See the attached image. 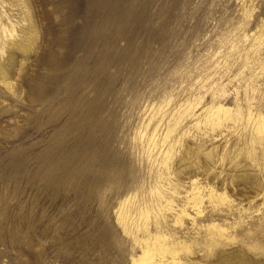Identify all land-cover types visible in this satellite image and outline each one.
<instances>
[{
    "label": "rangeland",
    "instance_id": "obj_1",
    "mask_svg": "<svg viewBox=\"0 0 264 264\" xmlns=\"http://www.w3.org/2000/svg\"><path fill=\"white\" fill-rule=\"evenodd\" d=\"M30 1L41 41L17 80L21 92L12 93L0 84V264H132L129 236L120 231L116 219L119 198L107 179L113 172L102 174L100 163L107 153L122 155L120 172L127 173L124 183L129 189L125 194L137 196L153 182L155 164L161 157L157 151L173 139L176 141L168 154L173 180L180 181L176 169L182 145L211 148L213 163L209 169H202L204 157L199 152L192 159L196 175L191 177L204 189L211 184L231 199L230 204L214 208L204 200V213L195 224L186 217L182 224L169 227L176 239L192 242L190 252L180 253L182 261L208 264L207 258L216 261L223 248L228 252L237 249L255 260L264 258V187L254 194L253 186L234 178L250 150L256 171L264 174L263 165L257 164L261 161L260 145L238 137L236 125L225 128L233 125L230 119L214 129L204 122L210 105H240L244 109L245 82L251 75L256 86L253 112H264V39L246 57L254 37L264 34V0H131L134 17L140 20L128 48L139 52L126 62H110L97 71L102 82L95 87L86 84V78L78 79L84 68L96 72L104 47L103 38L95 40L90 56L85 57L90 40L87 23L101 18L90 14L92 0ZM60 38L68 47L57 43ZM125 43L127 40L119 35L114 46L106 49H122ZM47 49L57 56L55 67L38 60ZM79 61L83 67L77 65ZM216 83L217 97L213 94L216 89L212 90ZM96 94L103 97L100 118L106 123L112 121L111 138L100 129L95 134L94 120L87 117L98 102ZM176 102H183L179 124L163 145L160 138L165 124L158 127L156 162L152 165L143 149L153 121L146 123L157 109L169 110ZM99 139H106L107 150L97 149ZM61 140L68 151L83 148L80 160L88 169L86 183L81 185L70 177L58 185L46 181L52 170L46 163V150ZM96 179L104 184L90 187ZM183 184L188 185L186 181ZM236 191L254 195L240 199ZM188 211L194 214V210ZM211 221L224 226L234 240L222 244L219 240L207 250L202 240L204 224ZM115 235L120 239L117 244Z\"/></svg>",
    "mask_w": 264,
    "mask_h": 264
},
{
    "label": "bare ground",
    "instance_id": "obj_2",
    "mask_svg": "<svg viewBox=\"0 0 264 264\" xmlns=\"http://www.w3.org/2000/svg\"><path fill=\"white\" fill-rule=\"evenodd\" d=\"M130 2L131 0H92V5L90 7V10H88L91 12V15L95 14V18L96 15H100L101 18L99 17V22L97 20V22L95 23L92 21L87 23L86 31L89 30L90 34L87 35L90 36L88 37L90 40L87 45L88 48L86 47L87 49L85 57H87V54L90 56L89 53H91L92 51V45L95 44L92 43L95 40L98 41L100 38H103V44H101L104 47L101 48V54L98 64L96 62V64L98 65L96 67V72L95 70L93 71L91 69L88 70L84 68V73H82L78 78H86L88 81V83L86 84L93 85L94 87L97 86V83L99 82L101 77L98 76L97 71L99 72L100 70H103L110 62H114L115 64L124 60L126 62V60L130 59L133 54H136L137 50H133V52L128 47L131 43V38L134 33L136 22H138L140 18L134 17L133 8L131 5L132 3ZM90 16L88 15V17ZM91 17L90 19H92ZM37 19L30 0H0V84L4 88L10 90L15 94H19L21 92V85L17 80L30 55L35 52L36 48H38V42H40V39L42 38H40V35L42 36V34L40 32ZM117 29L119 31H117ZM106 32L108 34L107 37L104 36V33ZM156 33L153 34L156 35ZM58 35L60 36V34ZM119 35L127 40V43H125L127 46L124 48L121 47L122 49H118L116 47L117 49L114 51L111 50L112 52L108 51V49H106L107 46H114L115 38H117V36ZM72 38L70 36L71 40H73ZM263 39V32L257 34L254 37L253 43L247 49V58L249 57L248 52L252 51L257 43L261 44L263 42ZM61 40V38L58 39L57 43L66 46L67 43L65 45L63 44L64 42L62 43L63 40ZM67 40L70 41L69 39ZM74 40L76 41L75 38ZM82 41L84 40L82 39ZM83 44L85 45V43ZM53 51L54 50L47 49V51L39 55L38 60L47 64L51 63L55 67V65H57L55 64L57 56L55 57V52ZM138 52L139 51H137V53ZM80 61L79 63L77 62V65L79 67H83ZM253 81L254 78L253 75H251L245 82L243 94L246 105L244 109H242L240 105H236L235 108L225 106L221 103L210 105L207 107L208 111L205 115L204 122L205 124H208L209 127L214 129L215 126L222 125L223 120L230 119L233 125L227 124L225 128L236 125L235 132L237 133L238 137L243 138L245 141L247 140V142H250L251 144L254 142L259 143L260 155L258 154V157H260L261 163L257 162V164H261L264 167V112L260 110L253 112V92L256 88V86L253 84ZM99 88L97 87V89ZM217 88H219L218 84H212V90L216 89V91H213L215 97L220 95L218 91L219 89L217 90ZM70 91H72L71 88L68 90V92L70 93ZM99 92L100 91H98V94ZM37 97L38 95L35 98ZM96 97L97 94L95 96V99ZM101 97H99L98 95V102L94 99L97 104L96 106H94L93 110L89 109L90 111H88L89 113L87 114V117H91V119L94 120V127L92 126V130L94 131V129L96 128L94 131L95 134L96 130L100 129V132L104 131L107 135H110L109 137L111 138L114 132V129L111 126L112 121L110 120V123H106V121L100 118L101 116H99V111L101 110L102 104H100ZM102 102H104V100ZM182 104L183 102H176L172 107H170L169 110H163L162 108H160L159 110L157 109L156 112L151 114L146 123V125H148L151 121H153L151 133L147 137L146 146L143 149L144 153L146 154V158L151 160L152 165L154 164L152 162H156V155L154 156V148L156 142L158 141V127L161 126L162 123L165 124V130L161 133L162 135L160 138L163 145L167 137L172 133V131L176 129L177 125L179 124V113L181 111ZM198 122L199 120H196L195 124H198ZM239 123L241 124L240 126ZM94 132L92 134H94ZM95 134L94 136H96ZM96 141L97 142L95 144L97 149L99 147L102 148V151L107 150L108 142L106 141V139L102 141H100L99 139ZM175 141V139H173L172 143L168 141L165 147H162L159 149V151H157V154H160L159 157H161L160 160L156 162L157 164H155L157 166L153 173V182L148 187V189L145 188V190L137 196H134L132 194H125L129 189L126 188L124 183V174L126 172H120V167L122 169V165H124L122 155L116 153H107L106 156H104V154V158H102L104 160L100 163L101 173H105V171L107 170L113 172V176L109 175L110 177H107V179H109L111 182L110 186L112 193L115 194L117 198H119V200L117 201L116 219L118 225H120V231L129 236L131 253L128 258L130 259V262L132 264H185L182 261V255L180 253L182 251L190 252L192 242H187L186 240H182L179 238L176 239V237L174 236L175 234L173 232H170L169 227L174 224H182L183 220L186 217L190 218L191 221L195 224L196 218L200 217L204 213V200H208L209 204L213 208L217 207L218 204L221 205L223 203H231V199L224 191H217L211 184L206 185L207 189H204V185L200 184L196 178L191 177L196 175V171L193 168L194 165L192 163V159L199 152H201L204 157V161L202 163L204 165L202 169H209L210 165L213 163L211 148L202 150L196 149L190 143L182 145L180 149V156L177 160L178 169L175 168L177 170V174H179L180 181L175 182L173 180L172 168L170 167V164L168 162V154H170V149L172 148V145L175 143ZM81 148L74 151H68V149L65 148V142L61 140V142L56 141L55 145H52L49 149L46 150V163L48 165H51L52 167L51 175L47 176L46 179L48 184H62L64 181H67L68 177L81 185L82 183H86L85 174L88 169L86 170L83 165L84 163H81ZM253 158V152L250 150L248 159L242 165V169L239 168L236 170L234 178L235 182L249 183L251 186H253V193L258 194L259 191L264 187L262 179V176L264 177V174L262 173V175H260V173L256 171V160H254ZM184 177H188L189 180H183ZM100 181L96 179L95 181L90 183V187H97V184L103 185L104 182ZM184 181L188 183L187 186L183 184ZM232 183L234 184V182ZM236 195L240 199H250L251 196H253L251 193H240L239 191H236ZM189 209L194 210V214H191L188 211ZM204 226L206 228V235L202 240L204 244H206L207 250H209L210 245L219 243V240H221L220 243L222 244V242L227 243L233 241L235 238L234 235L227 233L226 228L224 226H221L219 222L211 221L207 224H204ZM114 237L115 243L117 244L120 239L118 235H115ZM207 262L208 264H264V258L255 260L254 258L249 257L246 254L238 252L237 249L228 252L223 248L221 249V254L216 261L211 262L210 258H207Z\"/></svg>",
    "mask_w": 264,
    "mask_h": 264
}]
</instances>
